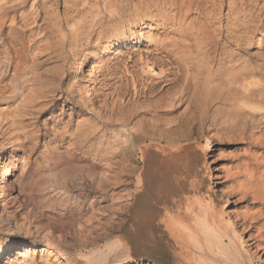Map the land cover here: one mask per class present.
Returning <instances> with one entry per match:
<instances>
[{
    "label": "rangeland",
    "instance_id": "1",
    "mask_svg": "<svg viewBox=\"0 0 264 264\" xmlns=\"http://www.w3.org/2000/svg\"><path fill=\"white\" fill-rule=\"evenodd\" d=\"M96 2L101 17L95 9L91 11ZM105 2L89 0L86 9L79 4L68 12L74 14V21L84 17L87 24L107 22L113 13L112 33L123 28L130 13L120 3ZM224 3L226 14L228 0ZM237 6L242 15L249 16L239 52L257 65L256 76L264 87V27L256 29L259 20L264 24V0H238ZM65 12V0H0V117L19 114L24 119L19 137L9 139L7 132L0 131V264H5L7 257V264H179L174 257L179 250L168 240L160 221L167 218L168 231L180 205L185 209L190 200L208 204L213 198L216 209L232 221L235 212H256L260 220L250 225L240 221L236 232L247 252L246 264H264V95L231 97L221 103L223 109L211 108L202 131L187 140L143 145L122 160L124 150L118 149V157L113 156L106 135L100 142L94 141L96 138L89 141L88 145L94 144L87 146L91 154L83 153L72 143L87 135L99 138L106 123L99 99L87 98L88 93L80 88L85 82L81 71L87 74L93 64L101 62L110 66L93 85L108 93L109 100L110 71L118 60L127 65L137 62L142 51L143 61L150 62L136 68L139 87L146 88L138 100L145 104L173 93L183 71L175 54L152 46L154 38L162 39L166 33L155 26L153 40L133 39L128 56L115 58L123 42L120 40L112 50L97 49L96 59H89L85 68L77 70L88 43L76 25L72 29L71 23L64 22ZM55 16H60L61 28L53 24ZM113 35L108 40L118 37ZM156 60L175 80L160 77V67L152 65ZM53 84H61V89L48 90ZM32 91L35 95L46 92V96H37V104L26 113L23 96ZM130 92L133 94V89ZM192 95L175 99L176 107L183 111L190 105L186 112L194 113ZM218 100L213 106L223 101ZM17 139L20 142L14 144ZM234 173L237 193H229L233 180L227 175ZM241 190L247 192V198H242ZM140 198L150 205L151 217L134 214ZM75 210L80 218H75L76 223L70 217ZM146 222L151 228L150 239L148 228L143 226ZM22 244L25 250L14 254ZM203 251L198 257L200 264H215L214 253ZM189 253V247L181 251L187 263Z\"/></svg>",
    "mask_w": 264,
    "mask_h": 264
},
{
    "label": "bare ground",
    "instance_id": "2",
    "mask_svg": "<svg viewBox=\"0 0 264 264\" xmlns=\"http://www.w3.org/2000/svg\"><path fill=\"white\" fill-rule=\"evenodd\" d=\"M104 1L110 5L120 3L123 8L125 6L128 9L130 13L129 19L126 20L123 28L112 33L109 32L112 20L115 19L113 13H111V17L107 22L97 19V21L101 22L99 23L94 20L97 23L87 24L84 17L79 21H74V14L68 12L71 10L69 8L82 4L84 9H86L89 5V0H65L66 12L64 13V22L67 24L71 23L72 29L76 25L80 34H82V40L85 39L88 43L87 48H85L86 52L85 54L83 53L84 57L76 65L77 70L82 69L89 59H96L97 49L112 50V46L117 45L120 40H123V42H120L121 45L118 44L120 45V50L115 58L118 59L119 55L122 57L128 56L130 49L133 48L131 46L133 39H140L141 42V39L149 37L150 41L153 40L154 34L152 29L155 26L154 29H166V33L162 39L160 37L154 38L155 42L152 46L162 48L177 56L181 62L183 78L177 81L175 91L169 96H159L150 103L145 104V102L138 100V97L146 92V88L139 87V74H137L138 70L136 68L139 64L149 65L150 62L148 60L143 61L142 51L138 54L140 59L135 60L137 62H132L133 64L130 65H127L128 63L126 64L125 62L121 64V59L120 61L118 60L116 67L110 71L112 72L113 82L110 87L109 100L108 93L98 90L93 85L100 81V79L98 81L99 76L104 74L110 66H106V62H101L93 64L87 74H85V71H81V77H83L82 79L85 82L80 88L88 93L87 98L91 100L94 98L99 99V107L103 109L101 111H104L101 117L104 119L106 125L104 127L101 124L104 127V132L99 138L87 135L85 136L86 139H78L76 142H73L72 146L74 148L82 150L83 153L91 154L87 146L93 147L94 144L88 145L89 141L96 138L94 141L100 142L99 140L107 135L109 143L112 145V155H118L117 150L121 148L124 150L121 159H127L123 157L132 154L137 147L141 149L143 145H161V142L164 140H167L166 143H176L192 138L193 134L202 131L205 121H207L208 111L211 108L218 111L223 109L222 106L224 105L221 103L226 102L231 97L238 99H253L257 95L263 97L264 94L262 92L264 87L261 84V79L256 76L258 73L257 65H253L239 52L245 40L243 30L249 23V16L241 14V9L237 6L238 0H228V11L226 14L223 12L224 0ZM98 5L99 3L96 2L90 7L93 8L92 12L95 9L97 15L100 16L99 12H102ZM49 16L52 17L50 13ZM59 17L55 16L52 21L54 25L61 28L63 23ZM263 27V21L259 20V23L256 25L257 31ZM113 34H117L118 37L108 40ZM247 41H252L251 37H247ZM152 65L160 67V77H168L167 80H175V78L167 76L166 69L159 60L152 62ZM62 68L64 69V65ZM92 73L98 75L93 76ZM54 82L51 81V83ZM60 85L53 84L49 86L48 90L61 89ZM131 89L134 91L133 94H130ZM45 93L40 92L35 95V92L32 91L24 95L23 110L26 113L31 112L32 107L37 104V96L45 97ZM186 94H193L190 104H194V113L187 114L186 111L190 109V105L183 111H181L180 107H176L177 98L182 99ZM198 94L202 95V97L199 98ZM217 99H222L223 101L218 100L219 104L213 106V103ZM23 120V116L19 114L9 116L8 118L0 117V131L3 133L7 132L9 139L15 138L23 126ZM161 126L166 127L162 129L160 128ZM156 129H159L158 134L155 132ZM18 142L20 140L17 139L14 144ZM235 176V173L227 175V177H230V180H233V183L228 187L229 193H237L235 192L237 190ZM240 193L242 194V198H247L248 194L246 191L241 190ZM205 197L207 198V196ZM208 197L210 198V196ZM215 201L216 199L213 198L208 204H204L198 199L190 200L187 202L185 209H183L184 204L177 208L175 223L171 229L168 227V235L174 248L179 250L174 253V257L178 260L179 264H200L198 257H201L200 253L203 249L205 252L214 253L213 257L217 260L214 262L215 264L247 263V252L243 249V241L239 240L236 231L238 222L240 221L249 225L255 222L257 219L256 212L248 209L235 212L236 218L232 221L228 219L229 216L224 211L219 212L216 209L217 205ZM195 206L198 208L196 209ZM77 215V210L74 213L70 212V217L74 219L75 223L78 221L75 219L78 218ZM78 219L80 220V218ZM24 245L19 246L14 254H19L25 250ZM185 246L190 249L188 256L189 263L181 255V251L186 248ZM261 257L264 259V254ZM7 259L5 264H7Z\"/></svg>",
    "mask_w": 264,
    "mask_h": 264
},
{
    "label": "crops",
    "instance_id": "3",
    "mask_svg": "<svg viewBox=\"0 0 264 264\" xmlns=\"http://www.w3.org/2000/svg\"><path fill=\"white\" fill-rule=\"evenodd\" d=\"M144 163L146 164V162H144ZM143 172H145V168H143ZM141 181H142V183H144L145 182V178H142ZM148 183H149V186L150 185L152 186V183L151 182L148 181ZM146 193H148V190L146 191ZM133 209H134L133 210L134 214L135 213H142V214L147 215L148 217H151L152 216V210L150 208V205L147 206V200L145 198H140L138 200V202L135 203V206H134ZM166 219L167 218L163 219L162 222L160 221L159 225L161 226V228H163L162 230H163V232H165L168 240H171L170 236L168 235V231H167V228H166L167 226L165 225V222H166L165 220ZM143 226L148 228V235H147V237L150 239V236H151V234H150L151 233V228H149L150 227L149 222L144 223ZM164 237H165L164 234L163 235H160V238H164Z\"/></svg>",
    "mask_w": 264,
    "mask_h": 264
}]
</instances>
